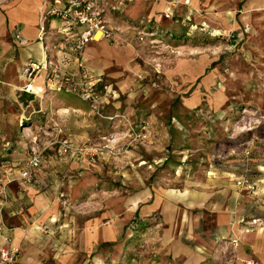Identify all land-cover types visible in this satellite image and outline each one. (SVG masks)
<instances>
[{
  "label": "rangeland",
  "instance_id": "rangeland-1",
  "mask_svg": "<svg viewBox=\"0 0 264 264\" xmlns=\"http://www.w3.org/2000/svg\"><path fill=\"white\" fill-rule=\"evenodd\" d=\"M150 7L140 0L106 6L116 26L137 31L98 85L106 119L75 97L57 123L45 118L35 133H8L0 122V192L9 188L10 140L36 144L26 151L44 150L42 163L55 158L33 186L48 197V212L12 222L31 238L20 264H184L176 254L186 245L203 256L194 264H230L218 260L237 250L216 218L236 207L244 224L254 209L264 218V21L140 20ZM53 21L59 37L62 25ZM32 83L48 87L45 72ZM242 178L255 188L239 185Z\"/></svg>",
  "mask_w": 264,
  "mask_h": 264
},
{
  "label": "crops",
  "instance_id": "crops-1",
  "mask_svg": "<svg viewBox=\"0 0 264 264\" xmlns=\"http://www.w3.org/2000/svg\"><path fill=\"white\" fill-rule=\"evenodd\" d=\"M128 1L131 2L132 0H125L123 3H127ZM140 1L142 3L146 2L147 5L150 4L151 6L149 11H144L145 13L142 12L139 15L141 18L140 20L145 21L154 20L158 22L164 19V17H169L170 20H178L179 15L182 17L181 19L183 21H188L191 20L192 17H195L199 22H210L211 20H214V22L229 21L231 26H233V21L235 20L264 21V0ZM111 2L112 0H108V8L113 10L111 8ZM41 4L42 0H0V103H9L8 110L0 109V122L5 127V132L8 133H15V131L19 132L22 129L35 133L34 129H37L39 124L42 125L45 123V118H50V123L53 121L57 123L56 117L63 114L62 106L75 102V97L78 98L77 96L73 97V95L69 93L62 92L58 88L56 90L49 86L38 87L34 86V83H32L31 90L28 92L32 93L30 94L33 96L31 100V96L23 89L26 85V80L22 76V70L26 63L29 60L56 61L59 53L54 49V46L59 41L66 40L69 42L73 39L72 35L66 36L61 33L59 37H55L53 30H56L58 26L53 20L47 23L45 37L40 39ZM170 9L174 10V15L172 16H168ZM119 11H121V15L123 16L130 15V13H132V7L130 9H125V11L129 13L122 10ZM180 12L182 13L180 14ZM112 15H114V13L110 12L106 15L110 23L112 22ZM110 25L115 32L113 39L92 41L84 50V63L95 77L98 85L101 86L106 84V68L114 63V61L120 62L122 59V49L125 50L126 48H130L128 46L121 47L119 45H121L122 42H127L128 39H137V31L133 28L130 29V27L124 25L123 22L118 26L113 22ZM227 28L228 25L225 26V29ZM18 34L20 38L16 39V35ZM122 35L126 37L129 36L130 38L128 37L126 41H122ZM110 44L117 45L111 47ZM111 48L114 54L110 51ZM93 51H95L94 53L96 56H94L95 54ZM126 52L129 53V50L126 49ZM5 72L7 74H5ZM37 94H41L42 97L40 104L36 99ZM27 107L28 110L30 109L29 111L26 109ZM25 111H27V113H25ZM24 114L32 116V123L24 124L22 122ZM4 117L8 119L6 120ZM34 136V139H37V135ZM45 140L47 141V139ZM32 141L35 142L36 140ZM7 145H10L9 147L12 149V152L8 154L9 158L7 157L9 159L7 161L10 165H6L10 166L7 177H9L11 181L8 184L7 197H4L0 192V247L5 246L9 249L17 248L18 252L16 254L15 263L20 264L19 262L23 261L24 257L23 246L31 240L30 236L22 238V233L13 228L14 223L12 222L20 224L23 218H26L27 221H32L33 218H36L34 215L40 213L46 214L48 212V197L44 194H40V191L33 186L37 184L42 177V173L47 168L46 165L48 162L55 161V158L48 157V160L46 162L44 161L45 163H42L36 168L33 181L31 182L32 184H23L20 180L16 179V177L19 176L20 171L24 167L23 164L30 156V153L28 154L26 150L29 148L35 149L37 145H29L24 141L18 142L11 140ZM54 148V146L48 144V154H51ZM12 160H18L20 164L16 166L12 165ZM245 190L248 189L245 188ZM259 193L260 192H258V194ZM261 193L264 195V192ZM214 205H217L215 206V210H218L221 204L215 203ZM175 209L176 207L173 206L172 211H169L170 221L172 220L171 215L176 211ZM238 209L239 208L236 207L235 210H231V214L222 212L221 216L216 218L215 222L221 230L222 237H231L230 245H232V239L240 238V244L236 247L237 254L226 255V257H221L218 261L220 263L229 261L230 264H264V218L259 216L261 210L254 209L256 214L248 216V223L244 224L242 220L243 216L238 214ZM3 212L5 214V219ZM183 217L184 220L182 224L187 223L185 214ZM254 219L257 220L256 223L252 222ZM33 227L36 228L35 225L32 226V228ZM200 244L202 249L207 250V245L204 243ZM185 248L186 249H184L182 253L178 251L179 254H176L177 257L183 259L184 264H194L190 262V260H192V257L196 256H198L199 262L202 261V254L193 253V255L192 249L189 246L186 245Z\"/></svg>",
  "mask_w": 264,
  "mask_h": 264
},
{
  "label": "built area",
  "instance_id": "built-area-1",
  "mask_svg": "<svg viewBox=\"0 0 264 264\" xmlns=\"http://www.w3.org/2000/svg\"><path fill=\"white\" fill-rule=\"evenodd\" d=\"M117 2L119 0H112ZM125 0H120L124 2ZM105 4L108 0H42L40 15V39L45 37L47 23L58 19L62 25L61 34L73 36L71 41H59L54 49L59 53L58 59L53 60H29L23 67L22 76L28 80L23 89L27 92L31 90L33 77L45 72L48 86L52 89H67L92 108L93 112L106 119L103 111L101 90L98 82L91 74L84 63V50L86 46L95 40L113 39L115 32L106 16ZM20 35H16L19 39ZM30 79V80H29ZM112 118V117H110ZM62 152L66 153L71 149L68 140L60 141ZM44 159V150L36 151L24 163L18 180L24 183L31 182L34 172ZM10 183V180L7 184ZM239 185L249 189H254L255 185L249 179L242 178ZM7 197V192H1ZM256 223L257 220L252 221ZM1 234V228H0ZM233 247H238L240 238L231 240ZM18 249L0 247V264H16V254Z\"/></svg>",
  "mask_w": 264,
  "mask_h": 264
},
{
  "label": "trees",
  "instance_id": "trees-1",
  "mask_svg": "<svg viewBox=\"0 0 264 264\" xmlns=\"http://www.w3.org/2000/svg\"><path fill=\"white\" fill-rule=\"evenodd\" d=\"M62 92H66V93H69V94H71V95H73V96H77V97H79L77 94H75V93H73V92H71V91H69V90H67V89H63V90H61ZM26 92V91H25ZM27 94H29V96H31V100L33 99V96L32 95H30V94H32V93H28L27 92ZM80 98V97H79ZM32 116H30V115H27V114H24V116L22 117V122L24 123V124H28V123H32Z\"/></svg>",
  "mask_w": 264,
  "mask_h": 264
},
{
  "label": "bare ground",
  "instance_id": "bare-ground-1",
  "mask_svg": "<svg viewBox=\"0 0 264 264\" xmlns=\"http://www.w3.org/2000/svg\"><path fill=\"white\" fill-rule=\"evenodd\" d=\"M157 4V3H156ZM1 38H3V37H1ZM5 39V38H4ZM3 39V40H4ZM1 40V39H0ZM101 43V42H100ZM7 45V44H6ZM104 46V45H103ZM101 47V46H100ZM102 48V47H101ZM95 51H93V53H94ZM95 54V53H94ZM44 55V54H43ZM94 56H96V54L94 55ZM11 69V68H10ZM1 71V70H0ZM10 73V72H9ZM9 73H8V75H9ZM5 74H7L6 72H5ZM19 74V73H18ZM4 77V76H3ZM2 77V78H3ZM18 77V76H17ZM24 78V77H23ZM22 78V79H23ZM6 79V78H5ZM11 80V79H10ZM18 80V79H17ZM6 81V80H5ZM19 81V80H18ZM2 85V84H1ZM24 85V84H23ZM187 193H188V191L187 192H184V193H181L180 194V196H182V197H186V195H187ZM189 202H191V201H189ZM245 230V229H244ZM20 231V230H19ZM22 233V232H21ZM29 233V232H28ZM246 233V232H245ZM28 235V234H27ZM244 235V234H243ZM246 235V234H245ZM261 235H262V233H261ZM26 236V235H25ZM31 239V238H30Z\"/></svg>",
  "mask_w": 264,
  "mask_h": 264
}]
</instances>
